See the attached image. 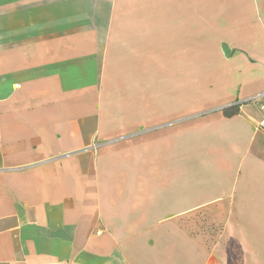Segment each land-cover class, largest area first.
I'll return each instance as SVG.
<instances>
[{
    "label": "crops",
    "instance_id": "0c3cea01",
    "mask_svg": "<svg viewBox=\"0 0 264 264\" xmlns=\"http://www.w3.org/2000/svg\"><path fill=\"white\" fill-rule=\"evenodd\" d=\"M208 22L248 30L192 118L158 76ZM262 93L264 0H0V264H264Z\"/></svg>",
    "mask_w": 264,
    "mask_h": 264
},
{
    "label": "rangeland",
    "instance_id": "374dc122",
    "mask_svg": "<svg viewBox=\"0 0 264 264\" xmlns=\"http://www.w3.org/2000/svg\"><path fill=\"white\" fill-rule=\"evenodd\" d=\"M210 14L208 13V16ZM213 24L214 22H208V26L202 29L204 34L201 35L200 43L194 42L195 40L192 41L194 43L190 44L189 58L187 55V58L179 56L177 49H182L183 46L176 43L174 56L169 54L170 67L168 71L160 69L158 76L160 85L158 99L163 102L167 99L174 100L176 106L184 103L185 112L188 111V106L192 118L212 110L215 106V101L219 96L216 91L215 72L222 61V52L229 53L233 50L232 46L240 45L241 43L230 44L229 42L232 39L235 41L246 39V31L248 30L215 27ZM172 57H174L173 60ZM111 87L113 91L110 95L109 104L104 106V113L106 115H118L119 101L128 92H120L117 76ZM142 95L150 99L151 93L144 92ZM219 215L224 216L225 214L222 211ZM181 224L193 236L202 237L209 244L219 237V231H224L225 221L215 220L214 215L206 210L192 213L189 218L181 220Z\"/></svg>",
    "mask_w": 264,
    "mask_h": 264
},
{
    "label": "trees",
    "instance_id": "16d2710c",
    "mask_svg": "<svg viewBox=\"0 0 264 264\" xmlns=\"http://www.w3.org/2000/svg\"><path fill=\"white\" fill-rule=\"evenodd\" d=\"M240 106H241L240 104L230 105V106L224 107L222 109V112H223L224 116L231 118V117L238 115L240 113Z\"/></svg>",
    "mask_w": 264,
    "mask_h": 264
},
{
    "label": "built area",
    "instance_id": "2783aa9c",
    "mask_svg": "<svg viewBox=\"0 0 264 264\" xmlns=\"http://www.w3.org/2000/svg\"><path fill=\"white\" fill-rule=\"evenodd\" d=\"M249 103L260 104L262 106V109L264 110V93L250 99ZM259 128L264 132V117L259 124Z\"/></svg>",
    "mask_w": 264,
    "mask_h": 264
}]
</instances>
